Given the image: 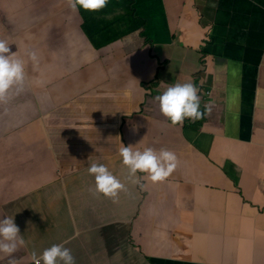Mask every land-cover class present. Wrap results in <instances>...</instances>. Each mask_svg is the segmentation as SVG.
Here are the masks:
<instances>
[{
	"label": "crops",
	"instance_id": "obj_1",
	"mask_svg": "<svg viewBox=\"0 0 264 264\" xmlns=\"http://www.w3.org/2000/svg\"><path fill=\"white\" fill-rule=\"evenodd\" d=\"M12 1L23 0H0V38L26 60L35 51L39 62L27 61L22 91L0 101V218L20 221L26 242L0 255V264H26L24 252L57 243L71 250L75 264H133L129 246L127 255L122 244L108 254L104 241L112 238L97 235L123 216L129 235H137L134 245L146 228L144 254L163 258L140 264H264V212L235 237L236 222L244 228L246 220L243 202L226 185L209 187L186 175L202 164L231 167L232 154L250 149L244 138L254 139L242 169L251 168L249 183L264 185V0H134L147 21L120 30L107 9L80 16L67 0H29L46 19L37 25ZM84 21L88 32L98 26L108 44L94 48ZM188 81L221 124L207 156L192 149L181 125L151 108L159 90ZM137 137L142 149L180 152L169 180L127 178L117 153L121 143L138 148ZM94 162L125 175L128 188L118 199L93 191L87 167ZM86 201L91 212L79 224ZM188 249L191 258L180 254Z\"/></svg>",
	"mask_w": 264,
	"mask_h": 264
},
{
	"label": "clouds",
	"instance_id": "obj_2",
	"mask_svg": "<svg viewBox=\"0 0 264 264\" xmlns=\"http://www.w3.org/2000/svg\"><path fill=\"white\" fill-rule=\"evenodd\" d=\"M67 5L73 12H80V16H82V10L98 11L107 6L111 25L116 30H120L123 26L126 28L129 26L130 29L139 28L144 25V21H147L146 18L136 13L134 0H67ZM133 21L138 22L134 23ZM81 28L94 48L98 49L108 44L106 40L103 44L96 46L92 41V39L97 42L105 40L100 29L95 30L96 33L93 34L90 40L85 21L81 24ZM26 56L27 60L13 51L8 40L0 38V101H5L9 96L12 97L14 92L19 93L22 91L25 84L27 61H31L33 65L38 64L39 59L35 51H27ZM206 100L207 97L201 96L200 101L198 87L188 81L174 83L165 89L159 90L152 96L150 102L151 108L155 110L157 107L160 114L170 124L181 125L186 136L189 133V143L193 150L207 156L209 153L206 150L210 147L212 141L217 140L215 133H217L221 124L219 120L208 117L209 112L213 111H210L211 108L208 107ZM187 119L192 120L190 125H184V121ZM244 139L243 142L250 145V149H239L236 154H232L233 160H229L231 167H225L226 164L223 162L216 166L208 165L212 170L210 171L206 165L202 164L208 171L201 173L203 180L200 182L209 187L226 185L243 202V217L246 220H243L244 228L238 227L237 223L240 221L236 222L235 227L237 229L233 227L236 231L235 237H243L246 234L244 233L245 229L248 226L252 227L257 216L264 212V185H255L247 181L251 188V194L244 197L238 190L240 187L239 178L232 175L237 164L235 158L239 157L243 164L249 158L253 145L256 146L257 141L254 139L252 141ZM117 154L121 166L125 168V173H128V179L142 174L148 182H162L169 180L177 168L178 154L176 155L173 151L165 148L157 150L146 146L140 149L133 147L132 144L125 146L121 143ZM215 162L218 163L217 159H215ZM87 172L93 180V191L102 198L118 199L121 193L128 188L125 175L121 179L115 172L110 171L104 163H91L87 167ZM206 175L211 181H207ZM212 175H215L217 179H214ZM219 179L220 181L217 184L213 182V180ZM119 224L123 223L103 224L99 227V234L108 231V235H104L102 238H118L119 245L122 244V248L127 255V246L119 238V228L117 227ZM18 225H20V221L13 219V215L0 218V255L11 256L19 247L25 245L26 242ZM116 229H118V233H115ZM108 242L110 243L112 240H108ZM182 247L190 248L191 244L188 243V240L182 238ZM180 254L189 258L194 256V252L190 249L180 251ZM147 257L149 262L157 258L163 259L158 256H155L156 258ZM23 258H29L26 264H75V258L71 250L65 247L63 243L52 244L44 248L39 254L33 252L26 256V252H24ZM185 260L195 263L193 260ZM10 264H15L14 260H10Z\"/></svg>",
	"mask_w": 264,
	"mask_h": 264
},
{
	"label": "rangeland",
	"instance_id": "obj_3",
	"mask_svg": "<svg viewBox=\"0 0 264 264\" xmlns=\"http://www.w3.org/2000/svg\"><path fill=\"white\" fill-rule=\"evenodd\" d=\"M29 0H23L21 2H15V1H12L15 9L18 11V12H22L23 16H26L27 17V21H30V22H37V25L42 23L43 22V19L44 17H42L40 19V17H38L37 15V11L36 10H33L32 6L30 4H28ZM46 21V19H44V22ZM54 21H61L60 18H51L50 20H48V22H54ZM77 21V20H75ZM17 37L19 38H23V35L21 33H18L17 34ZM11 97L9 96L6 100H9ZM190 121L192 120H185L184 121V125H190ZM137 145H138V148L142 149V146L138 140V137H137ZM235 161H236V166H235V169L232 173V175H235L239 178L240 180V187L238 190H240V192L242 193V195L244 197H247L251 194V188L249 187L248 183H247V180L248 177H249V174L251 173V168H246V172L243 171L242 167V162L241 160L239 159V157H236L235 158ZM204 171H208L206 168H204L203 166H200V168L196 169L195 171H189L186 173L187 177L191 180H194V181H199V180H203V177L201 175L202 172ZM214 179H217V177H215V175H212ZM77 192H80V189L78 188L77 189ZM91 212V209H90V205L87 203H85V206H84V212H80L78 215H77V219L76 221L81 224V223H85L86 224V221H85V216ZM145 214L147 215V213L145 212ZM109 217H115L113 215H109ZM123 220V224H119L117 225V227L119 228V238L120 240L125 243V245L128 247H130V249L134 252V256H135V260H134V263L133 264H140V263H143L145 261H147L149 258L144 254V251H143V248H144V241L143 239L145 238L146 236V228L142 229L141 231H139L137 234L139 236V242L137 244L134 245V241L137 240V235L136 234H131L129 235V231H128V226H129V221H128V218L126 216H123L121 218ZM97 235H99V232L97 233ZM104 235H108V231H104L100 234V237L102 238ZM140 235H142V238H140ZM98 238V237H97ZM134 240V241H133ZM105 245V248H106V251L108 254H114L115 255V249L116 247L119 245V242H118V238H114L112 239V242H108V240L106 241V243H104ZM114 249V252H111L110 251V248ZM36 251L37 248H36ZM24 256V255H23Z\"/></svg>",
	"mask_w": 264,
	"mask_h": 264
},
{
	"label": "trees",
	"instance_id": "obj_4",
	"mask_svg": "<svg viewBox=\"0 0 264 264\" xmlns=\"http://www.w3.org/2000/svg\"><path fill=\"white\" fill-rule=\"evenodd\" d=\"M106 8H107V6H106L104 9H100L99 11L102 12V11H104ZM98 29H99V27L96 26V25L94 24V30H98ZM94 33H96V32L93 31V30H90V31H89V37H90V40L92 39V36H93ZM92 41L94 42V44H95L96 46H99V45L103 44L104 42H106V40H101V41L97 42V41H95V40H93V39H92Z\"/></svg>",
	"mask_w": 264,
	"mask_h": 264
}]
</instances>
